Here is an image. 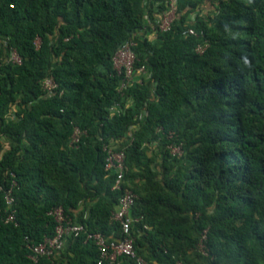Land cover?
I'll list each match as a JSON object with an SVG mask.
<instances>
[{
	"label": "trees",
	"instance_id": "1",
	"mask_svg": "<svg viewBox=\"0 0 264 264\" xmlns=\"http://www.w3.org/2000/svg\"><path fill=\"white\" fill-rule=\"evenodd\" d=\"M166 1L0 0V264H97L88 234L121 236L104 144L124 152L143 264H264V0H177L169 30L141 34ZM132 37L148 76L119 88L112 56ZM57 207L83 229L33 261Z\"/></svg>",
	"mask_w": 264,
	"mask_h": 264
},
{
	"label": "built area",
	"instance_id": "2",
	"mask_svg": "<svg viewBox=\"0 0 264 264\" xmlns=\"http://www.w3.org/2000/svg\"><path fill=\"white\" fill-rule=\"evenodd\" d=\"M152 1H154L155 5H158L159 3V0ZM176 13L177 0H167L165 7H156L151 16L148 13L144 15L143 25L140 30L141 34L150 36L153 40H155L159 33L170 29L171 24L176 17ZM189 20H195L194 13L189 15ZM182 34L184 36H196L197 31L192 26H187L182 31ZM135 44L136 42L133 37L129 38L115 51L112 56L114 69L118 74L122 75L119 88L132 83H141L142 80L148 76L144 65H135L136 54L132 49ZM205 46V44L199 43L195 47V51L197 53H202ZM10 58L13 62H20V58L14 50L11 52ZM56 86L57 84L52 77H47L42 81L43 90L48 94H51ZM109 110L111 113L118 111V104H113ZM84 133L85 131L75 127L70 137V144H76L81 135ZM102 148L106 152L105 169L113 170L115 173L112 188L119 189L121 191L118 203L111 213V219L117 221L120 225L121 236L108 237L101 232L88 234V237L93 239L98 248L99 257L97 264H103L105 261L114 263L118 256L123 255L134 258L138 264H143L144 261L142 257L136 254L134 239L132 237V228L139 218L133 216L131 213V207L136 195L130 187L124 185V152L122 149H114L110 144H104ZM170 149L172 154H180L181 152L179 145H171ZM11 187L4 189L0 184V190H3V199L5 202L4 213H1L0 211V219H3L5 222L14 220V198L11 195ZM51 213L57 221L55 235L51 238H45L42 242L37 244L28 245V248L31 250L29 257L33 261H36L40 255H50L53 252H57L62 248L65 237L68 234L71 232L77 234L83 229V226L80 224L67 222V224L64 225L63 222L65 221V218L60 207L55 208ZM202 237H204V235H202Z\"/></svg>",
	"mask_w": 264,
	"mask_h": 264
},
{
	"label": "crops",
	"instance_id": "3",
	"mask_svg": "<svg viewBox=\"0 0 264 264\" xmlns=\"http://www.w3.org/2000/svg\"><path fill=\"white\" fill-rule=\"evenodd\" d=\"M207 2L209 3V1H208V0H206V3H205V4H208ZM205 6L207 7L208 5H205Z\"/></svg>",
	"mask_w": 264,
	"mask_h": 264
}]
</instances>
